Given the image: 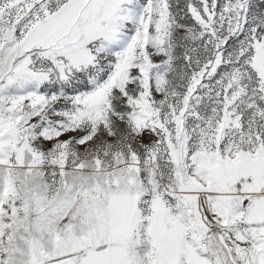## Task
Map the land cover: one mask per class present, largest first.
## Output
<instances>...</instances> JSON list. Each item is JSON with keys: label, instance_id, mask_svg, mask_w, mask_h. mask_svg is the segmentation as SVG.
Wrapping results in <instances>:
<instances>
[{"label": "snow or ice", "instance_id": "1", "mask_svg": "<svg viewBox=\"0 0 264 264\" xmlns=\"http://www.w3.org/2000/svg\"><path fill=\"white\" fill-rule=\"evenodd\" d=\"M0 264H264V0H0Z\"/></svg>", "mask_w": 264, "mask_h": 264}]
</instances>
